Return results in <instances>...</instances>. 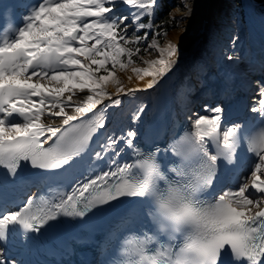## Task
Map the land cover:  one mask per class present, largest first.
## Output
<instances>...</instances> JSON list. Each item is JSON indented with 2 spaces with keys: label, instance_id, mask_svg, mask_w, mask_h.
<instances>
[{
  "label": "snow or ice",
  "instance_id": "6c2138e0",
  "mask_svg": "<svg viewBox=\"0 0 264 264\" xmlns=\"http://www.w3.org/2000/svg\"><path fill=\"white\" fill-rule=\"evenodd\" d=\"M122 2L144 10L134 13L132 18L137 30H144L146 24L140 17L152 7L150 0ZM115 3L116 0H43L26 18L27 23L19 28L18 35L0 44V166L12 173L25 161L35 169H63L85 152L92 134L105 127L103 119L88 118V114L106 100L111 101L109 107L121 103L107 91L109 84H115L117 94L124 92L117 79L118 71L130 68L140 78L153 77L147 84L151 89L157 83L155 77L168 70L170 59H148L143 63L149 67L135 66L134 56L141 53V47L130 45H140L149 37L145 33L130 39L128 18L113 19L109 15L113 11L109 5ZM150 49L167 53L169 58L176 54L171 43L160 48L153 40L145 48ZM138 90L130 89L126 94ZM85 92L83 99H77L79 93ZM261 97L259 107H253L252 111L264 117V90ZM220 111L215 109L216 113ZM14 115L21 117L22 122L10 119ZM56 118L60 125L48 122ZM220 120L218 114L194 119L195 131L189 134L187 142L193 152L201 154L203 163L193 178L169 181L151 157L123 167L112 160L110 163L116 165V170L84 182L47 212H33L31 199L19 210H0V241L5 240L11 225H20L28 232L37 231L61 213L83 217L98 205L121 197L144 198L143 194L149 192L160 198L172 219L189 226L192 235L183 246L170 245L155 256L145 255L141 242L136 250L142 260L157 264L163 257V264H192L194 255L199 264H221L227 253L237 262L244 258L249 264H264V129L248 140L249 151L259 156L250 180L238 191L224 192L213 201L192 199L193 193L212 185L221 160L228 165L235 163L239 128H227L221 136ZM135 136L129 130L120 142H126L135 151ZM209 142L215 146V152L209 151ZM117 145L118 141L109 137L102 150L105 155L112 152L119 156ZM135 154L140 155L138 151ZM95 156L102 158L101 152ZM133 167L143 170L141 179L130 177ZM171 172L185 176L177 168ZM249 188L262 194L260 198H250L246 194ZM148 215L158 223L165 222L155 210ZM182 230L177 227L175 232ZM175 232H170L172 240L176 239ZM177 248L178 251L174 250ZM0 264H8L2 253Z\"/></svg>",
  "mask_w": 264,
  "mask_h": 264
},
{
  "label": "bare ground",
  "instance_id": "6f19581e",
  "mask_svg": "<svg viewBox=\"0 0 264 264\" xmlns=\"http://www.w3.org/2000/svg\"><path fill=\"white\" fill-rule=\"evenodd\" d=\"M232 5V0H181V6L173 10L179 18L178 26L171 28L163 42H156L160 48H166L171 43L176 54L169 58L167 53L161 54L158 49H150L142 54L138 61H135L137 67H149L143 63L144 60H171L168 70L162 76L155 77L156 85L148 89L147 84L153 80V77L140 78L130 68L118 71L117 79L120 80L124 92L117 94L115 84H109L108 92L114 99H120L121 103L109 107L107 105H110L111 101L106 100L104 104L98 105L93 113H89L91 118L100 117L105 123V138L102 142L104 145L109 137H114L118 141L121 136L126 137L129 130L137 133L142 129L143 114L147 111L148 104L162 80L165 82L168 96L173 101L172 104L176 109L182 110L195 88L200 86L199 84L215 89L214 80L207 81L206 74L209 73L213 77L219 74L241 80L243 73H251L252 64H259L260 61L256 60L258 57L254 55L251 47L258 45L256 41L261 38L260 34L264 32L261 28L264 27L259 28L260 25L257 24L254 30H250L251 38H249V32L245 37V29L237 31L234 18H228ZM129 10L132 14L139 11L136 8ZM235 32H238L239 40L233 42L234 47L231 48L228 38ZM234 50L238 52L234 54ZM130 89L139 90L126 94ZM86 94V92L79 93L77 99H83ZM185 108L188 109V106ZM187 114L191 116L190 112ZM217 114L214 112L212 115L204 116L211 118ZM194 119L195 117L193 122ZM114 121L116 122L113 125ZM48 122L60 125L59 118ZM117 124H124L123 129L116 131ZM240 186L242 185L232 188L231 191H238Z\"/></svg>",
  "mask_w": 264,
  "mask_h": 264
},
{
  "label": "rangeland",
  "instance_id": "374dc122",
  "mask_svg": "<svg viewBox=\"0 0 264 264\" xmlns=\"http://www.w3.org/2000/svg\"><path fill=\"white\" fill-rule=\"evenodd\" d=\"M150 2L152 3V7L148 10H146L144 15H141L140 20L141 22H144L146 24V28L144 30H137L136 25L132 22V18H133V14L130 12L131 9H135L130 5H126L122 2V0H116V3L114 5H109L110 7L113 8V11L109 14L111 18L113 19H117V18H124L127 17L128 18V22H127V32H128V36L130 39H135L136 35H144L145 33H147L149 39L145 42L142 41L140 45H130L131 47L135 48L137 46L141 47V53L136 54L134 57H136V61L139 60V57L146 53L148 50H145L146 45L149 44V42H151L152 40H155L156 42H163V39L165 37V35L171 30V28L178 26L179 24V18L178 15H176V13L173 12L174 8L177 6H181V0H177V4L170 9V11L168 12V17L169 19H174V26L170 28V30H168L166 33L163 34L162 39H159L156 36V14L155 11L153 9V3L155 2V0H150ZM239 6L241 7V10H243V15L238 18L237 16V10H238V6H233L228 18H234L235 19V26L237 27V31L239 26L243 23L245 25V37H247L246 33L249 32V38H251V34H250V30H254L255 26L258 24V26L260 25V27H264V16H260L258 14V9L257 7L254 5V2L252 0H240V4ZM139 11H144V10H139ZM155 20V21H154ZM148 25H151V27H148ZM252 27V28H251ZM249 28V29H248ZM259 29V28H258ZM264 29V28H262ZM207 32V30H206ZM236 34L234 35V37H238V32H235ZM208 34V32L206 33ZM204 38V37H202ZM248 38V39H249ZM231 48L234 47L233 42H231ZM238 51L234 50L233 53L236 54ZM118 73V72H117ZM208 74L205 75V78L207 79V81H209L210 79H213V76L207 77ZM262 76V72L259 73H255V77H260ZM212 81V80H211ZM258 82V79L255 78V80L251 82V84L253 85V87L256 86V83ZM208 83V82H207ZM198 84V82L196 83V85ZM206 84V83H205ZM195 85V86H196ZM200 86H202L203 84H199ZM110 86V85H109ZM109 86L107 88V91L109 90ZM200 86L195 88V92L194 94H196L198 92V90L200 89ZM191 97H193L191 99ZM189 110L192 114V116H194L195 118H198L201 115H212V113L215 112L216 108H219V106L217 105L216 101L211 100L209 97H205V96H200V95H196L194 96L193 94L190 95L189 97ZM204 103L203 108H199L197 111L194 110V107H196V105H200ZM213 106V107H211ZM193 107V109H192Z\"/></svg>",
  "mask_w": 264,
  "mask_h": 264
},
{
  "label": "clouds",
  "instance_id": "9594fccd",
  "mask_svg": "<svg viewBox=\"0 0 264 264\" xmlns=\"http://www.w3.org/2000/svg\"><path fill=\"white\" fill-rule=\"evenodd\" d=\"M236 127H240V125H237ZM145 197H151L154 205H155V212L161 216L164 219V223H160L159 227L161 231H167V232H175V229L177 227H180L183 229L180 232H175L176 241L179 240V243H176V245L183 246L188 241V237L192 235V230L189 226L178 224L177 221L172 219L168 214L167 210L163 207L160 198L152 196L149 192H145L143 194ZM199 198V192L192 194V199L196 200ZM200 199V198H199ZM140 245L139 240H125L122 242V247L119 250V254L122 257V260L119 261V264H144L146 260H142L141 254L136 250L138 246ZM176 251L179 250V248L175 249ZM165 258L161 257L158 259L157 264H163V261ZM192 264H199V261L197 258L192 255L191 256Z\"/></svg>",
  "mask_w": 264,
  "mask_h": 264
},
{
  "label": "trees",
  "instance_id": "16d2710c",
  "mask_svg": "<svg viewBox=\"0 0 264 264\" xmlns=\"http://www.w3.org/2000/svg\"><path fill=\"white\" fill-rule=\"evenodd\" d=\"M259 7L264 6V0H255ZM177 4V0H158L155 6V14H156V36L159 39H162V36L165 32H167L171 27L174 26V19H169L168 12L171 8H173ZM264 11V10H261ZM155 21V20H154ZM134 61H136V57H134ZM200 106L197 107L200 108Z\"/></svg>",
  "mask_w": 264,
  "mask_h": 264
}]
</instances>
